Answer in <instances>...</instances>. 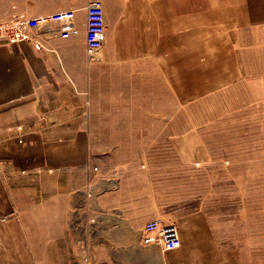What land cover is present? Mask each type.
Wrapping results in <instances>:
<instances>
[{"label":"crops","instance_id":"0c3cea01","mask_svg":"<svg viewBox=\"0 0 264 264\" xmlns=\"http://www.w3.org/2000/svg\"><path fill=\"white\" fill-rule=\"evenodd\" d=\"M87 1L0 0V20L73 7L77 29L61 37L51 22L0 39V264H264V220L226 231L181 212L147 193L137 162L113 154L121 147L92 138L124 130L129 115L112 105L129 102L131 78L161 88L164 76L187 96L264 74V0H101V55L120 74L87 60ZM153 218L176 220L177 248L144 242Z\"/></svg>","mask_w":264,"mask_h":264},{"label":"rangeland","instance_id":"374dc122","mask_svg":"<svg viewBox=\"0 0 264 264\" xmlns=\"http://www.w3.org/2000/svg\"><path fill=\"white\" fill-rule=\"evenodd\" d=\"M102 52L103 48L87 60L113 63L120 74L118 62L105 60ZM249 60L244 57L243 64ZM141 63H130L131 77L138 74ZM163 78L161 88L147 82L143 88L138 78H131L129 102L112 105L114 112L129 115L115 125H123L124 130L92 138L121 147L123 151L113 154L137 162L146 177L136 180L145 181L147 193L152 189L167 195L171 206L181 212L203 211L213 224L225 225L226 231H232L234 223H260L264 220V74L237 72L231 80L215 83L226 86L187 96ZM180 83L186 82H176ZM123 85L118 83L120 88Z\"/></svg>","mask_w":264,"mask_h":264},{"label":"built area","instance_id":"2783aa9c","mask_svg":"<svg viewBox=\"0 0 264 264\" xmlns=\"http://www.w3.org/2000/svg\"><path fill=\"white\" fill-rule=\"evenodd\" d=\"M85 53L88 58L93 59L101 50L105 37L104 9L101 0H88L85 6ZM75 9L68 7L50 13L27 17L0 20V37L7 41L16 42L30 39L29 29H38L40 26L57 22L58 34L67 37L77 32L73 24ZM144 242H157L164 250H172L180 245L178 229L175 223H162L160 219L153 218L144 223Z\"/></svg>","mask_w":264,"mask_h":264}]
</instances>
